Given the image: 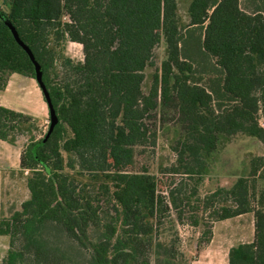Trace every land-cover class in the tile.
Masks as SVG:
<instances>
[{
	"label": "trees",
	"instance_id": "trees-1",
	"mask_svg": "<svg viewBox=\"0 0 264 264\" xmlns=\"http://www.w3.org/2000/svg\"><path fill=\"white\" fill-rule=\"evenodd\" d=\"M185 1V24L180 0L1 1L40 66L58 120L37 137L35 117L0 104V139L21 147L29 191L0 219L8 235L0 264L185 260L176 230L167 243L158 240L156 176L129 168L134 148L149 143L144 118L159 102L182 128L171 172L193 179L169 190L176 216L186 212L198 225L206 209L213 221L252 212L253 239L230 246L227 264H264V187L254 185L264 180V155L229 187L198 192L220 135L245 132L264 144L256 118L264 114V0ZM62 41L81 44L82 60L64 56ZM160 42L166 56L144 93V70ZM205 58L221 74L207 86L195 68ZM11 73L35 79V64L0 19V90Z\"/></svg>",
	"mask_w": 264,
	"mask_h": 264
},
{
	"label": "rangeland",
	"instance_id": "rangeland-1",
	"mask_svg": "<svg viewBox=\"0 0 264 264\" xmlns=\"http://www.w3.org/2000/svg\"><path fill=\"white\" fill-rule=\"evenodd\" d=\"M1 1L0 6L5 9L6 6L3 3L1 4ZM186 4L185 0H180L179 2V15L184 24L188 22ZM60 49L64 56L74 61H79L83 58L82 46L77 42L62 41L60 42ZM165 56L164 44L160 42L154 49V64L152 66L147 65L144 70V78L142 80L144 93L148 91L153 74L160 67V63ZM213 64L214 61L208 58L195 63V68H197L196 75L202 74L203 77L200 82L206 84L205 86L211 81H216L221 76L220 70L214 67ZM11 75L7 89L0 91V98L5 106L24 109L37 119V129L34 130V133L38 137L46 131L49 124L48 108L42 92L38 91L35 79L19 73H12ZM256 118L258 124L264 127L262 110L256 113ZM144 122L149 136V143L138 145L134 148L135 163L133 167L129 168L138 170L144 167L156 176V196L162 204L163 210L160 216L161 219H159L162 225L157 236L158 240L161 243H167L172 233L176 230L180 240V250L184 253L185 260L177 259L174 264H192L194 259L198 260L199 251L205 249L210 241L206 240L208 236L207 230H211L212 233L213 223L220 220L213 221L211 219V209H206L199 213L202 220L199 221L198 225L189 223L188 213L186 212L179 218L176 216L178 210L175 211L170 203L169 190L175 188L181 182L188 181L191 183L193 181V179H188L186 175L171 172L176 157L172 148L182 131L178 116L170 107L164 106L159 102L155 109L147 113ZM13 155L16 159L15 152ZM263 155L264 144L248 133L238 132L230 136L220 135L217 148L206 159L208 161L207 168L201 174L198 184L199 194L204 196L219 187H229L238 176L247 173L252 158ZM15 162L18 165V160H15ZM16 174H18L17 181L20 182L21 187L26 191V197H28L29 192L25 181L21 179L18 171H16ZM254 185L256 189L264 187V180H256ZM19 194V192L16 193V201L7 217L12 215L14 212L13 208H20L18 203L23 196ZM4 217L6 216H0V219ZM250 225L251 222L248 221L247 216L242 217L240 221H228L225 223L224 228L226 230L222 233L220 232V235L227 236L223 247H227L231 243H238L240 240L245 242H248L249 239L251 240L253 226ZM238 228L240 234L236 238L234 229ZM49 233L53 234L52 231H49ZM49 236L51 237L50 234ZM159 252L162 254L161 248ZM206 256H212V252H207ZM218 256L219 258L216 262L218 264H226L225 254L221 253ZM77 259H80V255L77 256ZM152 259L154 260V256Z\"/></svg>",
	"mask_w": 264,
	"mask_h": 264
},
{
	"label": "crops",
	"instance_id": "crops-1",
	"mask_svg": "<svg viewBox=\"0 0 264 264\" xmlns=\"http://www.w3.org/2000/svg\"><path fill=\"white\" fill-rule=\"evenodd\" d=\"M12 74V73H11ZM9 75L7 84L4 89L6 90L10 80L11 76ZM36 81V80H35ZM37 83V82H36ZM38 91L39 86L36 85ZM0 90V91H2ZM0 104L5 106L2 102V99L0 98ZM8 107V106H6ZM12 108V107H9ZM25 113H28L24 109H16ZM30 114V113H28ZM31 115V114H30ZM33 116V115H32ZM34 117V116H33ZM14 152L16 159L14 158ZM20 153H21V147L19 145L10 144L5 140L0 139V216H7L10 214V209L14 205V202L16 201V193L22 194L23 198L19 201V205L21 202L28 197H26V191L21 187V184L19 181H17L16 171H18L21 175V179L25 181L26 184V176L27 173L24 172L25 169H21L19 165L20 160ZM18 160V165L16 164L15 160ZM19 180V179H18ZM27 187V185H26ZM28 189V188H27ZM29 192V191H28ZM19 194V195H20ZM29 196V195H28ZM18 208H13V211L17 210ZM248 217V221L251 222L250 226H253V214L250 212L243 213L231 218H227L224 220H220L217 222H214L213 224V230L212 235L209 243L206 245L205 249H201L198 254V260L194 259L192 261V264H218L216 260L219 258V254H225V263L227 264V253L230 246H232L234 243L229 244L227 247H223L224 242L227 240V236L220 235L223 231L226 229L224 228V224L228 221H240L242 217ZM220 225V227H218ZM218 227V228H217ZM221 232V233H220ZM234 232L236 234V238H238L240 234V230L234 229ZM254 233V230L252 228V234ZM253 239V235H252ZM251 239V240H252ZM250 239L248 241H251ZM238 242H245V241H238ZM210 248V249H209ZM8 249V235L6 234H0V262L2 261V258L6 254ZM212 252V256H206V253ZM213 261V262H212Z\"/></svg>",
	"mask_w": 264,
	"mask_h": 264
},
{
	"label": "water",
	"instance_id": "water-1",
	"mask_svg": "<svg viewBox=\"0 0 264 264\" xmlns=\"http://www.w3.org/2000/svg\"><path fill=\"white\" fill-rule=\"evenodd\" d=\"M0 19L4 21V23L9 27L14 39L16 42L25 50V52L28 54L29 58L32 60V62L35 64V80L42 92V95L44 97V100L47 104L48 108V114H49V129H51L57 122L58 118L55 112V109L53 107L51 98L49 96L48 90L45 87V84L42 80V71L40 69V66L37 64V62L34 59L33 53L31 50L27 47V45L19 38L17 31L15 30L14 26L10 23V21L6 18V16L0 11Z\"/></svg>",
	"mask_w": 264,
	"mask_h": 264
},
{
	"label": "built area",
	"instance_id": "built-area-1",
	"mask_svg": "<svg viewBox=\"0 0 264 264\" xmlns=\"http://www.w3.org/2000/svg\"><path fill=\"white\" fill-rule=\"evenodd\" d=\"M24 172H25V173H28V170H27V169H25V170H24Z\"/></svg>",
	"mask_w": 264,
	"mask_h": 264
}]
</instances>
